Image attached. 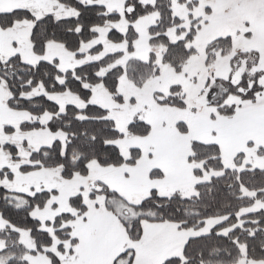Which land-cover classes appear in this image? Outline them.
Wrapping results in <instances>:
<instances>
[{
  "label": "snow or ice",
  "instance_id": "1",
  "mask_svg": "<svg viewBox=\"0 0 264 264\" xmlns=\"http://www.w3.org/2000/svg\"><path fill=\"white\" fill-rule=\"evenodd\" d=\"M0 264H264V0H0Z\"/></svg>",
  "mask_w": 264,
  "mask_h": 264
}]
</instances>
